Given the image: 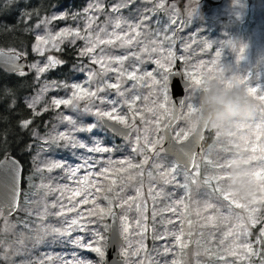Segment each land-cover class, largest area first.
I'll return each mask as SVG.
<instances>
[{"label": "snow or ice", "instance_id": "obj_1", "mask_svg": "<svg viewBox=\"0 0 264 264\" xmlns=\"http://www.w3.org/2000/svg\"><path fill=\"white\" fill-rule=\"evenodd\" d=\"M235 2V0H234ZM192 10L195 12L196 6ZM128 5H134V0H119V3L111 5L108 13H105L103 0H88L86 6L79 11L71 9L62 11H52L50 14L41 15L40 11L33 8L30 4L25 3L20 6L16 0H4V5L0 7V11L10 12L17 20L12 22V28H15L17 23L28 25L27 31L35 33V42L32 43V52L43 57L46 52L51 50H61V45H74L77 40L84 42L83 47L78 51L80 57L89 56L91 63L98 65L100 71L87 69L81 66L76 69L80 72H86V80L84 83L68 81H50L41 85L39 93L31 99L25 98L23 103L27 109L32 110V115H39L36 112V105L42 96L52 89H63L66 92L70 91V95L53 96L50 102L45 104L41 111H46L49 108L57 110H68V114L63 111L57 112V118L60 124L64 125L63 131H58L57 126L53 125L50 132L44 135H38L35 131L32 135L36 137L39 144L37 156L42 152L45 153V160L36 169L41 173V183L36 185L38 189L44 192V201L42 207L36 212L38 222L34 226H29L25 222L24 229L18 234L13 241L0 240V262L2 264H14L11 260L12 256L18 255L21 250L27 251L26 244L31 241L33 248L37 245L47 247L51 243L66 246L64 257L57 256L62 264H121L116 259H109V247L119 246L120 240L116 234L111 238L104 233L108 229L105 223L107 217L115 216L113 211L114 206L121 208L123 212H128L135 207L137 218L135 220L136 227L140 229L141 236L140 250L144 249L143 238L148 231L147 216L144 215V206L139 203L141 189H135V196L121 195L125 189L133 182L143 184L144 165L149 163L147 154L151 153L156 159L153 161L151 168L155 170L148 171L147 177L149 181V195L155 199L163 197L171 202L161 210L160 213L153 210L152 219L155 222L157 215H161L160 224L163 231L160 232L153 225L154 239L165 240L169 235L174 238L175 244L181 249L187 247V244L182 241L181 237L185 235L183 225L185 222L188 226L187 237L193 236V229L205 226H215L217 222L227 221L230 225L229 230L225 233L231 239V243L227 247H221L218 253L211 252L205 249L208 256H216L219 261L224 264H264V214L261 210L264 209V140L257 135L255 140L259 143L252 142L251 154L244 156L237 155L236 158H244L250 168V176L255 182L257 189L256 194L247 200H242L235 196L232 192L225 188V183L229 179L226 172L231 166L232 160L226 161L224 164L206 159V162L213 169L223 171V175L212 174L205 178V184H211V181H216L214 191L223 197L226 202L224 207L227 209V214H222L220 208L215 205L203 202L195 215L197 220L194 222L190 218L189 206L184 203L183 199L171 200V194L165 193L161 188L158 191H153L156 188L154 182L159 181L163 185H167L175 180L176 174L180 168L184 169L186 183L181 187L187 188V181L191 176V182L197 183L196 177L199 175V164L197 163L198 148L201 142L205 139V132L211 131L202 125L198 124L193 116L198 111L197 103L194 100L195 93L201 88L202 84L213 79L211 70L207 74L201 75L195 72L185 71L181 73L177 71L171 72L173 63L177 60L176 55L168 50L167 54H163V49L159 46L162 41L150 40L148 44L143 45L139 52H129L127 55H109L105 54V49L102 45H117L124 47L131 45L133 41L142 34L141 29L146 27L145 22L149 20L147 16L140 13V18L133 23L131 20L118 15L121 8ZM164 7L163 0L156 5L157 9ZM15 8L18 11L13 12ZM137 11H139L137 9ZM149 11V10H145ZM100 14L105 15L103 25L97 24V17ZM116 14V15H112ZM192 12L189 13L191 15ZM173 15L175 13L173 12ZM36 17L35 24L29 25L28 22ZM71 18L72 21L83 20V29L80 25L64 26L58 30H52L50 27L53 21L66 20ZM160 21L157 20V24ZM175 21L169 18V24H165L162 28H157L152 35L159 37L163 32V40L171 41V37L167 35L170 30V24ZM111 25L112 31H107V26ZM122 25H127L128 30L123 31ZM146 37L148 33H143ZM187 47V46H186ZM99 48V54L97 49ZM243 51V48H241ZM157 58L152 60L153 55ZM27 53L18 52L14 48L7 51L0 49V59L7 67V71L14 72L20 78H26L27 73L24 70V65L19 61L25 58ZM181 61L187 64V58L184 55L179 57ZM147 60L157 66L160 71L159 78L152 71L144 69L143 65ZM64 64V61L53 55H47L46 59L41 62H34L28 65V71H34L35 78L39 79L42 74H46L49 70L56 69L57 66ZM76 68L75 65H73ZM108 72L115 73V82H110L106 79ZM179 77L177 80L175 78ZM222 77V76H217ZM125 82H131L130 87L125 88ZM232 81L226 84L231 85ZM237 83L243 85L248 94L256 102V111L264 114V91H260L258 87L247 86L245 80H239ZM87 85V86H85ZM141 85H146L149 93L146 96H141L138 93V88ZM15 86H4V91L11 97V103L8 107L15 110L18 107ZM108 92H114L115 98H109ZM172 96L179 97L183 92V98L173 105L170 100L169 93ZM155 97V99H152ZM98 101V103H96ZM138 101H143V108L136 107ZM81 102H83L81 106ZM122 106H126L128 113L131 114L133 121L139 116L140 121L149 125L155 133V138H151L148 134V129H145V134L141 135L140 130L136 129L137 135L134 140L132 152H140L144 158L140 162L133 163L130 159L124 158L119 161V167L114 166V163L109 159L107 166L99 167L101 162L93 158V154L107 153L112 149L103 146L101 133L112 136H120L124 139H129L134 128V123H129L127 114H120ZM187 111H184V109ZM177 112L182 113L186 121V127L173 129L171 121L164 123V120L174 121L177 119ZM145 114L151 117L147 118ZM264 120V115H262ZM32 124V120L21 117L18 120V126L21 129H27ZM239 131L244 128L249 135L253 134V128L250 124L243 123L236 126ZM256 133H264V123L258 124L255 127ZM162 133V134H161ZM236 133L230 131L228 136H233ZM216 138L220 136L215 134ZM167 138L169 141V150L174 160L171 163H165L160 153L164 151L158 148ZM240 139L248 144V138L241 135ZM6 143V141H5ZM178 146V147H177ZM31 147V146H29ZM59 149L67 150L71 157L75 158V164L70 163L67 159H49L47 153H53ZM239 151V145H237ZM260 155L257 156L256 153ZM5 159L0 161V184L4 187V195L0 197V216L5 213H12L18 210L21 205L19 203L20 189L18 188L19 167L15 160L7 156L4 152ZM35 159V158H34ZM259 160V164L253 166L251 161ZM189 167L192 172L189 173ZM60 170L63 173V179L73 183H55L50 178L47 183L44 182L43 173L47 171L51 173L53 170ZM84 170V175L78 177V174ZM111 173V176L109 175ZM95 177V179H90ZM49 193H59L56 199L50 203L46 197ZM118 201V202H117ZM81 205H88L84 210H79ZM184 211H179L180 207ZM233 206L236 209H241L240 212H234ZM211 210L215 215H208ZM205 215L201 216V212ZM168 212L177 215V219L181 224L178 232H169L166 225H173L172 218H163L162 213ZM30 214V213H29ZM71 214V215H69ZM51 218L47 221L46 218ZM122 230L119 233L123 236L128 232L129 224L127 215L119 217ZM201 221L203 223H201ZM259 225L258 233L255 240H250L252 235L251 229ZM5 231L8 230L6 224ZM126 239V237H125ZM199 244V240L196 241ZM223 241L221 244L223 245ZM164 255L172 251V248L167 244L162 246ZM94 254L95 259H90L83 253ZM134 255L137 253H133ZM117 255L123 258V264H127L128 251L124 248H119ZM199 255V253H195ZM227 258H231L226 259ZM149 264H152L151 258H147ZM52 260L51 256L40 253L38 258L30 260L28 264H49ZM139 264H144V261H139ZM167 264V262H165ZM171 264H178L176 259L171 261Z\"/></svg>", "mask_w": 264, "mask_h": 264}, {"label": "rangeland", "instance_id": "obj_2", "mask_svg": "<svg viewBox=\"0 0 264 264\" xmlns=\"http://www.w3.org/2000/svg\"><path fill=\"white\" fill-rule=\"evenodd\" d=\"M88 0L84 1L82 6H76L73 2H70L67 7H56L53 11H62L71 9L72 11H79L82 7L86 6ZM105 6V13L109 12L112 4L119 3V0H103ZM160 3V0H134V5H128L125 8L119 10L118 15L131 20L133 23L140 18V13H143L149 18L145 22L146 27L142 28V34L138 36L131 45H126L120 47L119 44L113 45H102L105 49V54L109 55H127L129 52H139L140 48L148 44L150 40L162 41L160 47L163 49V54L166 55L168 50H171L177 57V60L173 63L171 70L175 69L177 65H180L183 72H195L201 75L207 74L211 70L213 79L218 75L224 77V82L229 81V77L235 75L239 80H245L247 86L258 87L260 91H264V0H163L164 7L157 9L156 5ZM193 12L192 10L195 8ZM71 5V6H70ZM137 9L139 11H137ZM149 11H145V10ZM173 12L175 15H173ZM192 12L191 15L189 13ZM116 15V14H112ZM175 21L174 24H170V30L167 32V35L171 37V41L163 40L164 33L162 32L159 37L152 35V33L157 28H162L165 24H169V18ZM251 20V24L247 22ZM105 20V15L100 14L97 17V24L103 25ZM157 20L160 21L157 24ZM80 25L83 29V20H78L76 22L72 21L71 18L66 20L53 21L50 26L52 30H58L60 27L64 26H76ZM122 30L127 31V25H122ZM107 31H112L111 25L107 26ZM148 33L147 37L143 33ZM35 34V33H34ZM84 42L77 40L74 45L68 44L67 42L61 45V50L63 47H72L73 51L70 53L74 64L70 66L71 74L66 75L62 78H52L50 72L58 69L61 65L57 66L56 69L49 70L46 74H42L38 79V86L34 94L28 97L31 99L33 96L39 93L41 85L50 81H68L84 83L86 80V72H80L76 69L81 66H85L87 69H91L99 72V66L92 64L89 56L80 57L78 51L83 47ZM245 45V46H243ZM187 46V47H186ZM204 46V47H202ZM243 48V51H241ZM51 50L45 53L43 57L35 54V59L33 61L25 62L24 70L28 71V65L34 62H43L47 55H53L57 58H60L59 52L61 51ZM99 54V48L96 50ZM184 55L187 58V64L184 61H181L179 57ZM26 57H28L26 55ZM156 54L153 55L152 60L156 59ZM63 60V59H62ZM152 60H147L143 65L144 69L147 71H152L159 78L160 71L157 69V66L152 62ZM64 61V60H63ZM66 62L64 61V64ZM63 65V64H62ZM76 66V68L73 67ZM106 79L110 82H115V73L108 72L106 74ZM131 82H125L124 87H130ZM87 86V85H85ZM138 93L141 96H146L149 93V89L146 85H141L138 88ZM70 95V91L66 92L63 89H52L50 88L47 93H45L40 101L36 105V112L39 114L49 113L50 117L44 122L43 131H35L38 135H44L50 132L53 128V125L57 126L58 131L64 130V125L60 124L57 118V112L63 111L65 114H68V110L64 109L61 106V109H51L49 108L46 111H41L45 107V104L50 102L53 96H64ZM107 95L109 98H115L114 92H108ZM170 100H172L171 92L169 93ZM155 99V97H152ZM98 103V101L96 102ZM83 102H81L82 106ZM144 102L138 101L136 107L143 108ZM184 111H187L185 108ZM120 114H127L129 123H134L133 134L129 139H124L119 136V140L123 141L122 144L129 146L130 150H121L117 154L112 150L107 153H97L93 154L95 160H99L101 163L97 165L99 167L107 166L106 162L111 159L114 163V166L119 167V161L128 158L134 163V157L140 155L141 159L144 156L140 152H131L132 147L134 146V140L137 135L136 129L140 130V134H145V129H148V134L151 138H155L157 133L152 131L149 125H145L140 121L139 116L133 118L130 113H128L127 107L122 106L120 109ZM262 114L259 111H256L254 118L247 122L253 128V134L249 133L244 129L240 128L239 131L236 127L231 129L233 133H236L233 136H228L227 134L220 136L219 138L215 137V133L206 132L205 139L212 135V143L202 147L201 152L197 157V163L199 164V175L196 177L197 183L193 184L191 182V176L187 181V188L181 187L186 183L184 169L181 167L178 174H176L175 180L167 185L161 184L159 181L154 182L156 188L153 191L160 190L161 188L165 193L171 194V200L183 199L184 203L189 206L190 218L195 222L197 217L195 215L196 211L199 210L203 202L207 201L220 208L222 214H227V209L224 207L226 204L223 201V197L214 191L216 187V181H212V185L205 184V178L212 174L223 175V171L218 169H213L206 162L207 159L219 162L224 164L228 160H232L231 166L226 172V176L231 179L230 169L235 162V157L237 155L243 154L248 156L251 154L252 142L259 143L255 140L257 135L261 136V139L264 140V133H256L255 127L258 124L264 123L262 120ZM145 116L151 119L148 114ZM170 118V117H169ZM168 118V120H169ZM168 120H164L166 123ZM186 127V121L180 113V120L176 123L173 129H178ZM102 134V133H101ZM162 134V133H161ZM111 138L112 134H102ZM243 135L248 138L249 143L245 144L244 141L240 139V136ZM34 137V136H33ZM35 140L33 145H31V158L29 165V174L24 175L25 185L22 192L21 207L18 210V213L15 217L0 216V240L4 241H13L16 239L18 234L22 231H25L24 224L25 222L29 223V226H34L38 222L36 212L42 207L43 201L45 199L44 192L41 189L35 187L41 183V173L37 172L36 169L41 165V162L45 160V153H41L37 156L39 151V144ZM237 145H239V151H237ZM103 146H106L103 143ZM111 149V142L109 141L108 146ZM158 148H162V145H159ZM257 156L260 155L259 152L256 153ZM149 163L144 165L143 171V184L141 186L138 182H133L130 184L121 195L127 197L128 195L135 196V189L139 187L141 189V196L139 203L144 206V215L147 216V225L148 231L146 232L143 238L144 249L140 250L141 236L139 235L140 229L136 227L135 220L137 218V213L135 207L131 211L123 212L121 208H116L114 206L113 211H118L120 215H127V221L125 223L129 224L128 232L124 233L126 237V242L123 246L124 249H127V264H139V261L143 260L144 264H149L148 257L151 258L152 264H171L173 259L178 261V264H224V262L219 261L216 256H208L205 253V249L218 253L221 247H227L231 243V239L225 235L229 230V223L227 221L217 222L215 226L209 225L205 227H197L193 229V236L191 238L187 237L188 226L187 223L183 225L185 235L181 237L182 241L187 244V247L181 249L179 245L175 244L174 238L169 235L165 240H156L154 239V232L152 231L153 225L158 231L162 232L163 227L160 224L161 215H157L155 222L152 219L153 210L160 213L165 205L169 204L171 201L169 199H164L163 197H157L153 199L149 195V181L145 180L148 171H153L155 175V170L151 168L153 161L156 159L151 153L147 154ZM160 156L163 158L165 163L173 162V158L162 151ZM35 158V159H34ZM47 158L49 159H67L70 163L75 164V158L71 157L70 153L67 150L59 149L53 153H47ZM242 158V157H241ZM243 163H246V160L242 158ZM253 166L259 164V160L251 161ZM193 170L189 171L191 173ZM84 175V170L78 174V177ZM111 176V173H109ZM44 182L47 183L49 179H52L53 184L55 183H73L66 179H63V173L60 170H53L51 173L45 171L43 173ZM90 179H95V177H90ZM228 179V180H229ZM227 180V181H228ZM226 181V182H227ZM255 185V182H254ZM256 187L254 186L252 190L248 193V199L256 194ZM59 193H49L46 197L47 201L50 203L52 200L56 199ZM118 202V201H117ZM88 205H81L79 210H84ZM234 212H240L241 209H236L233 206ZM179 211H184V208L181 206ZM30 213V214H29ZM261 213L264 214V209L261 210ZM179 213H177L178 215ZM208 215H215L211 210L207 212ZM71 215V214H69ZM177 215H173L168 212H163V218H172L174 221L173 225H166L169 232H178L181 228V224L177 219ZM205 213L202 211L201 216H204ZM110 217H107V219ZM47 221H51V218H46ZM109 226V222H105ZM201 223H203L201 221ZM8 226V230L5 231V226ZM120 226L122 230V224L120 221ZM259 225L251 229L252 235L249 237L250 240H255L256 234L258 233ZM107 237L109 236V227L104 233ZM199 240V244L196 241ZM224 242L223 245L221 242ZM167 244L168 247L172 248V251L167 255L163 254L162 246ZM27 251L23 249L18 255L12 256L11 260L14 264H28L30 260H35L38 258L40 253L47 254L52 257V260L49 264H62L60 259H57V256L64 257L66 255L64 249L66 246L59 245L56 243H51L47 247L44 245H37L33 248L31 241H28L26 244ZM199 255H195V253ZM137 253V254H133ZM90 259H95L94 254L83 253ZM226 259H231L227 258ZM2 264V262H0ZM239 264V262H237Z\"/></svg>", "mask_w": 264, "mask_h": 264}, {"label": "trees", "instance_id": "obj_3", "mask_svg": "<svg viewBox=\"0 0 264 264\" xmlns=\"http://www.w3.org/2000/svg\"><path fill=\"white\" fill-rule=\"evenodd\" d=\"M85 0H16V3L23 6L25 3L30 4L33 8L40 11L41 15L50 14L56 7H67L70 2L76 6H82ZM4 5V0H0V7ZM71 6V5H70ZM13 12L18 11L13 8ZM10 12L0 11V49L8 50L10 48L16 49L18 52L23 51L27 53L29 61L35 59V54L32 52L31 45L35 42V34L32 31H27L28 25L17 23L15 28H12V22L17 20ZM36 17L34 16L29 25L35 24ZM204 47V46H202ZM73 51L72 47H63L59 52L61 59L66 63L61 65L58 69L50 72L52 78H62L71 74L70 66L74 64V60L70 53ZM4 86H15L16 96L18 97V107L12 110L8 105L12 102L11 97L5 93ZM38 86V79L35 78L34 71L27 72L26 78H20L14 72H9L0 67V159L5 155L11 154L22 161L25 166V175L29 174V165L31 158V151L29 146L33 145L35 138L32 135L33 131H43L44 122L50 117L49 113H42L39 115H32V110L27 109L23 101L36 91ZM28 118L32 120V124L27 129H21L18 126V120ZM104 134V133H102ZM101 134L103 143L108 146L111 142V149L115 154L121 150H130L129 146L122 144L119 136H108ZM6 141V143H5ZM213 141L212 135L205 139L204 146L211 144ZM132 152V151H131ZM134 163H139L140 155L133 156ZM147 165V164H146ZM146 171H144L145 173ZM148 180V177H145ZM212 185L211 184L208 186ZM15 217V216H14ZM108 219L105 221L107 222Z\"/></svg>", "mask_w": 264, "mask_h": 264}, {"label": "clouds", "instance_id": "obj_4", "mask_svg": "<svg viewBox=\"0 0 264 264\" xmlns=\"http://www.w3.org/2000/svg\"><path fill=\"white\" fill-rule=\"evenodd\" d=\"M224 79L206 80L194 96L198 111L193 119L219 136L251 121L256 114V102L247 89L237 83L239 78L235 75L229 77L231 85L226 84ZM230 173L231 179L225 183V188L238 198L247 200L248 193L255 186L248 164H244L242 158H236Z\"/></svg>", "mask_w": 264, "mask_h": 264}, {"label": "water", "instance_id": "obj_5", "mask_svg": "<svg viewBox=\"0 0 264 264\" xmlns=\"http://www.w3.org/2000/svg\"><path fill=\"white\" fill-rule=\"evenodd\" d=\"M7 51V50H5ZM25 62H28V58L25 57V58H22L19 63L26 66L25 65ZM0 67L3 68V69H7V67L9 66H6L2 59H0ZM177 71H180L181 73H183V70L181 68L180 65H177L175 69L171 70V72L175 73ZM10 72V71H9ZM177 80H179L180 78L177 77L175 78ZM172 95V94H171ZM180 98H183V92L181 93V96L179 97H176V96H172V100H171V103L173 105H176L177 104V101L180 99ZM177 119H175L174 121L171 120V117L169 118V120L166 122V123H169V121H171L172 123V127L175 126V124L179 121L180 119V112H177ZM131 132V135L133 134V129L130 130ZM130 135V136H131ZM205 135H206V132H205ZM203 143H204V140L201 142V146L198 148V154L203 146ZM162 147L165 151V153L169 156H171L172 158H174L173 154L168 151L169 150V141L167 140V138L164 140L163 144H162ZM178 147V146H177ZM8 157H10L12 160H15L17 161L18 163V167H19V174H18V188L20 189V196H19V203H20V200H21V194H22V187H23V178H24V174H25V166L24 164L22 163V161L20 159H18L16 156L14 155H11V154H7ZM6 157L4 156L2 159H0V161L4 160ZM189 170H192L191 167H189ZM4 187L2 184H0V197H2L4 195ZM16 211H13L12 213L8 214V213H5V216H13L16 212ZM115 212V216L113 217H110V221H109V224H110V230H109V238H111L114 234L117 235V237L119 238L120 240V245L119 246H113V247H109L108 249V255H109V259H116L118 261L121 262V264H123V258L119 257L117 255V251L119 250V248H121V246H123L125 244V238L124 236H120L119 233L121 232V227H120V222H119V214L117 211H114ZM1 227V225H0Z\"/></svg>", "mask_w": 264, "mask_h": 264}, {"label": "flooded vegetation", "instance_id": "obj_6", "mask_svg": "<svg viewBox=\"0 0 264 264\" xmlns=\"http://www.w3.org/2000/svg\"><path fill=\"white\" fill-rule=\"evenodd\" d=\"M251 2H253V0H251ZM249 18L247 17V19H245V20H247V22L249 23V25L251 24V20H248Z\"/></svg>", "mask_w": 264, "mask_h": 264}]
</instances>
